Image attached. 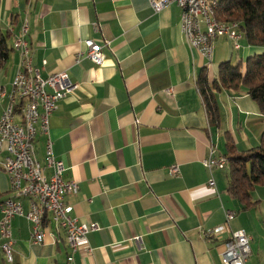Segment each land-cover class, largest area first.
<instances>
[{
    "label": "crops",
    "instance_id": "1",
    "mask_svg": "<svg viewBox=\"0 0 264 264\" xmlns=\"http://www.w3.org/2000/svg\"><path fill=\"white\" fill-rule=\"evenodd\" d=\"M180 18L176 5L154 13L147 0H0V30H13L0 89H10L18 69L14 37L24 23L41 77L64 72L78 85L50 116L48 136L36 137L34 156L44 165L50 139L66 168L63 178L79 187L65 197L67 214L97 225L87 235L89 251L72 253L63 230L46 222L43 241L35 243L30 223L16 217L14 264H221L224 242L241 230L251 239L245 264H264V184L252 189L251 205L242 209L227 192V169L213 172L210 188L202 165L211 146L219 156L228 141L237 153L258 147L264 116L245 91L222 90L215 94V127L197 87L200 71L212 80L221 63L244 68L264 50L241 46L242 40L234 49L220 38L208 64L186 44ZM86 39L108 41L102 66L76 60ZM6 105L0 101V116ZM5 157L0 152V203L11 196ZM173 165L178 177L169 176ZM20 202L26 214L28 200ZM226 211L235 215L228 223ZM218 226L225 231L205 237ZM0 264H7L1 250Z\"/></svg>",
    "mask_w": 264,
    "mask_h": 264
},
{
    "label": "built area",
    "instance_id": "2",
    "mask_svg": "<svg viewBox=\"0 0 264 264\" xmlns=\"http://www.w3.org/2000/svg\"><path fill=\"white\" fill-rule=\"evenodd\" d=\"M151 10L159 13L170 5H176L181 11L180 31L186 44L191 50L196 51L208 64L211 62L214 42L220 38L231 41L234 49L239 48L240 35L237 29L223 30L213 29L207 12V0H147ZM9 32L13 30L9 27ZM24 29L19 28L14 37L15 51L19 55L18 69L11 82L9 90L0 89V101L7 99V105L0 116V152H5L6 157L1 165L9 166L10 197L0 203V250L7 264L13 262L14 239L12 237V222L16 217L24 216L30 223L31 238L35 243H41L44 239L45 215L53 214V219L58 228L65 229L73 250L89 251L87 235L97 230L95 224L78 223L77 219L69 216L66 211L65 197L78 192V183L63 178L66 168L64 164L56 159L52 149V142L47 138L44 144V155H46L45 168H39L38 183L30 182L28 169V141H35L38 135L48 136L49 119L57 109L58 103L66 96L77 90L78 85L70 83L67 75L57 73L42 78V68L33 69L34 83L32 89H23L20 98H12L13 82L21 80L20 53L23 48ZM84 47L79 52L76 60L88 59L95 66H102L105 56L102 52L108 46V41L98 43L92 39L81 41ZM28 59L31 56L28 55ZM44 62L43 65L44 66ZM168 93L170 90L167 91ZM19 106L29 107L32 114L33 129L28 137H21L19 120ZM221 159L211 146L208 155L202 161L203 167L208 171L210 178L208 186L214 187L212 174L221 169ZM180 171L178 166L169 167V176L178 177ZM36 194H43V215H35V210L30 209L31 200H36ZM21 199L28 200L29 210L23 212ZM234 213L225 212L226 223L234 218ZM226 226H218L205 232L206 238L216 237L223 233ZM250 256V237L244 231L230 232L229 238L224 242V249L220 254L221 264H245Z\"/></svg>",
    "mask_w": 264,
    "mask_h": 264
},
{
    "label": "trees",
    "instance_id": "3",
    "mask_svg": "<svg viewBox=\"0 0 264 264\" xmlns=\"http://www.w3.org/2000/svg\"><path fill=\"white\" fill-rule=\"evenodd\" d=\"M215 19L225 24H236L240 40L247 46L264 50V0H220L215 10ZM10 32L0 30V70L8 61ZM241 63L232 65L223 62L218 67L217 78L210 80L205 70L200 71L197 87L204 102L209 123L219 126L220 114L216 93L245 91L257 103L264 116V52L248 58L242 68ZM227 192L238 200L242 209H247L250 194L257 185L264 184V134L260 145L245 152L237 153L231 142L226 143Z\"/></svg>",
    "mask_w": 264,
    "mask_h": 264
},
{
    "label": "bare ground",
    "instance_id": "4",
    "mask_svg": "<svg viewBox=\"0 0 264 264\" xmlns=\"http://www.w3.org/2000/svg\"><path fill=\"white\" fill-rule=\"evenodd\" d=\"M219 3L220 0H207L206 4V12L210 21L213 24V29H237L236 24H225L218 22V20L215 19L214 14ZM22 28H25L23 39V48L25 51H21L20 53L22 84L20 82H13L12 98H20V95H23V89H32V85L34 83L33 69L35 68L32 65V59H28V55L31 56V50L27 40L25 39V36L28 33V24L24 23ZM19 117L21 120L20 135L21 137H28L31 129H33L32 114L29 110V107L19 106ZM34 153V141H28V158L30 159L28 160V169L30 173V182L38 183L39 168H45L46 155L44 158V165H41L35 159ZM220 158L224 160H222L221 162V169L219 171L226 169L228 166L226 158L224 156H220ZM3 170L6 172L7 175H9V166L4 165ZM38 201H43V194H36V200H31L30 202V209L35 210V215H43V204H38ZM46 222L51 223L55 227V229H61L64 231L66 244L69 247L70 251L72 253H75V251L73 250V243L70 242V239L67 236V232L65 231V229L58 228L57 222H55V220L53 219V214L45 215V223Z\"/></svg>",
    "mask_w": 264,
    "mask_h": 264
},
{
    "label": "rangeland",
    "instance_id": "5",
    "mask_svg": "<svg viewBox=\"0 0 264 264\" xmlns=\"http://www.w3.org/2000/svg\"><path fill=\"white\" fill-rule=\"evenodd\" d=\"M245 45H246L245 42H244V41H241V46H245ZM236 55H237L236 52L233 53V61H235V60L237 59ZM243 63H245V62H243ZM226 169H227V168H226Z\"/></svg>",
    "mask_w": 264,
    "mask_h": 264
}]
</instances>
